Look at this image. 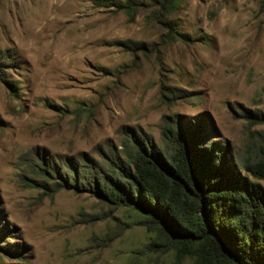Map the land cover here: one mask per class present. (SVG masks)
Here are the masks:
<instances>
[{
  "label": "rangeland",
  "instance_id": "rangeland-1",
  "mask_svg": "<svg viewBox=\"0 0 264 264\" xmlns=\"http://www.w3.org/2000/svg\"><path fill=\"white\" fill-rule=\"evenodd\" d=\"M153 10L0 0V264H190L139 212L66 188L67 167L130 134L161 147L163 118L198 125L237 167L262 155L264 0Z\"/></svg>",
  "mask_w": 264,
  "mask_h": 264
},
{
  "label": "trees",
  "instance_id": "trees-1",
  "mask_svg": "<svg viewBox=\"0 0 264 264\" xmlns=\"http://www.w3.org/2000/svg\"><path fill=\"white\" fill-rule=\"evenodd\" d=\"M93 1L129 16L154 8L158 20L176 0ZM162 24L174 33L170 22ZM161 123V147L146 136L127 135L121 150H108L99 161L71 163L65 187L139 212L147 231L190 264H264V151L237 167L222 145L202 144L198 125L168 118Z\"/></svg>",
  "mask_w": 264,
  "mask_h": 264
}]
</instances>
